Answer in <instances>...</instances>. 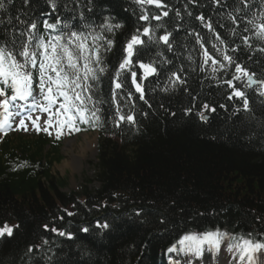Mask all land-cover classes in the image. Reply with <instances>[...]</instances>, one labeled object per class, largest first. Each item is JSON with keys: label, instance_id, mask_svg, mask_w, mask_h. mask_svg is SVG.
<instances>
[{"label": "trees", "instance_id": "trees-1", "mask_svg": "<svg viewBox=\"0 0 264 264\" xmlns=\"http://www.w3.org/2000/svg\"><path fill=\"white\" fill-rule=\"evenodd\" d=\"M51 2L56 4L55 11L73 17L82 14L89 22L107 14L123 24L109 37L115 47L103 57L106 71L93 94L99 102L98 115L108 118L107 123L113 124L116 113L114 93L122 98L126 90L121 79L123 88L115 89L116 63L124 43L137 30L142 32L147 25L156 28L157 40L171 32L172 58L168 46L150 51L145 44L136 58L163 64L167 57L165 70L184 76V83L174 92L166 82L170 74L165 79L146 80V102L140 104L136 115L138 133L130 129L116 132L119 144L112 141L113 134L104 124L82 127L102 128L98 189L84 187L79 195L61 194L58 190L65 182L52 175L49 162L43 163L42 139L36 149L31 147L34 143L21 149L27 163L19 169L14 149L2 153L0 225L15 221L18 226L11 237L0 239V264H157L163 249L187 230L231 226L264 232L262 98L253 91L245 93L249 102L245 111L242 99H227L228 89L225 96L215 76L212 81L197 73L200 67L193 38L201 31L197 26L210 22L215 33L237 41L231 48L243 47V37L251 36L250 30L244 31L250 29L247 21L258 13L261 0H247V8L243 0H161L169 7V15L157 21L151 19L156 15L152 12L145 24L139 23L137 11L130 10V0H29L27 4L5 0L6 7L0 10V44L13 45L19 31L40 13L48 12ZM198 16L205 18L204 23ZM179 26L183 33L177 40ZM203 33L215 37L207 27ZM252 45L254 52L248 50L253 54L244 55L240 50L237 55L243 57L245 69L264 79V43ZM88 106L91 108V103ZM202 109L210 114L206 123L196 116ZM105 223L109 228L98 226ZM52 228L65 230L71 239L54 237ZM84 228L88 231L82 233ZM42 238L51 243L39 251Z\"/></svg>", "mask_w": 264, "mask_h": 264}, {"label": "snow or ice", "instance_id": "snow-or-ice-1", "mask_svg": "<svg viewBox=\"0 0 264 264\" xmlns=\"http://www.w3.org/2000/svg\"><path fill=\"white\" fill-rule=\"evenodd\" d=\"M7 2L11 3L12 0H7ZM28 2L29 0H24L25 4ZM135 2L142 9L145 5H155L156 8L165 7L161 0H135ZM190 2H195V0H190ZM217 3H219V0H217ZM243 3L244 7L247 8V0H243ZM5 7V0H0V10L5 9ZM51 7L55 10L56 4L52 2ZM168 15L167 11L162 12V16L167 17ZM140 19L149 21L147 12L141 15ZM151 19L159 21L161 15L152 16ZM197 19L202 23L205 21L203 16H198ZM230 19L234 24L237 23L235 17L230 16ZM21 23L25 22L21 21ZM247 23L257 29L255 36L260 40H264V22L257 24L249 20ZM120 27V24L113 25L108 22L101 25V28L108 33H112L114 28L118 29ZM157 27H160V25H157ZM205 27L215 34L216 39L221 44H224L223 39L219 33H215L210 22L205 23ZM43 28L46 31L44 34H40L36 22L27 23L26 30L19 33L20 37H26V39L22 40L19 46H16L15 39L13 40L15 50L9 49L6 45L0 46V133L7 134L6 130L17 129L27 131L28 124L26 121H30L33 128L37 131H44L50 136L52 132L49 129L55 128V138L60 139L61 136L65 135V130H67L69 136L80 132L82 129L79 125L81 124H90L93 128L98 126L100 116L96 105L99 102L94 100L93 94L96 84L106 71L102 53L111 50L113 41L107 39L101 33L73 31L71 29L64 31V29H68V25L60 19H57L55 23H49L45 20ZM244 31L247 32L249 29L246 27ZM233 34H236L235 29H233ZM144 37H147V40L151 42H162L168 46L169 50L172 48L169 42L170 33L159 36L157 40L156 28L144 27L142 32L137 30V33L131 36L124 49L125 58L120 63L116 77L113 80L115 89L123 88L120 75L122 72L130 70L133 63L132 58L138 51L137 46L146 43ZM197 42L204 49L203 64L207 65L211 61V64L215 66L212 68L213 76L217 71L227 72L228 68L235 64V72L232 74V78L225 79L221 83L232 89L228 99L232 100L233 97L242 99L243 108L248 111V99L244 91L237 87L236 82L247 78L246 87H251L256 83L264 87V81L257 82L253 80L252 74H249L244 67L233 60L232 56L217 48L215 44L212 47L216 49V56H222V61L210 54L199 36H197ZM243 42L251 47L248 36L243 37ZM237 50L236 48L232 49V51ZM138 67L143 70L144 79L156 72V68L151 63L139 62ZM172 75L175 82L184 83L177 73ZM131 77L136 92L140 94V99L144 100L143 88L137 82V72L131 71ZM9 89L11 90L10 95ZM260 95H264V92H261ZM128 99H131L130 93ZM115 100L114 93L113 102ZM89 103L92 105L91 108L88 106ZM204 107L208 108L207 105ZM221 107L224 106L221 105ZM37 110L46 113L48 116L44 121L45 126L43 128L37 123L40 120L39 116L35 119L31 117V113ZM212 111H215V109H212ZM17 118H19V123L15 124ZM201 119H207V117L201 114ZM114 120L116 126L119 127L120 123L124 121L134 124L135 116L134 114H124L119 104H117ZM14 124L15 129L13 128ZM68 215L71 216L73 213L69 212ZM98 226L104 229L109 228L107 223ZM15 227L17 226H10L5 223L3 227H0V237L11 236ZM51 231L58 232L60 236L65 235L63 231H58L56 228H52ZM83 231L87 232L88 229L84 228ZM224 239L231 240L235 238L220 231L207 232L200 236L195 234L185 235L178 242L181 246L179 250L193 253L199 257L203 254V245L207 244L210 248L218 250L221 241ZM176 250L175 246L168 249L169 252ZM228 250L238 253L240 261L252 262L255 253L264 251V242L242 239L234 244H229ZM31 251L32 248H29V252Z\"/></svg>", "mask_w": 264, "mask_h": 264}, {"label": "rangeland", "instance_id": "rangeland-1", "mask_svg": "<svg viewBox=\"0 0 264 264\" xmlns=\"http://www.w3.org/2000/svg\"><path fill=\"white\" fill-rule=\"evenodd\" d=\"M42 131L34 130L31 127H28L27 131L17 130L10 133L11 136H17L15 134H21L26 138H33L38 136ZM84 137V136H82ZM82 137L78 136L76 138H67L66 141L61 145L60 156L61 159L59 162H56L52 167V175L58 179H65L66 187L65 191H75L81 185L82 177L91 179L93 177L94 164L96 163V135H87L86 140L92 142L89 149L86 150L85 154L82 153L80 146L83 145ZM76 141V144H71L69 141ZM95 143V144H94ZM95 145V149H94ZM71 150V152L69 151ZM73 157H80V171L71 172L69 169L62 168L63 162L67 161L69 163L70 159ZM259 254V252H258ZM256 255V257L258 256ZM261 264H264V259L261 261Z\"/></svg>", "mask_w": 264, "mask_h": 264}, {"label": "bare ground", "instance_id": "bare-ground-1", "mask_svg": "<svg viewBox=\"0 0 264 264\" xmlns=\"http://www.w3.org/2000/svg\"><path fill=\"white\" fill-rule=\"evenodd\" d=\"M51 3H50V5H51ZM198 28L201 30V32H206V27L204 26V24H202L201 27L197 26V29ZM197 31H199V30H197ZM208 36L212 39V43L215 44L217 46V48L222 49L223 44H221L219 40L213 38L210 34ZM226 43L228 44V40L226 41ZM215 52H216V49H215ZM69 142L73 145V143L71 141H69ZM90 147H92L90 142H87L86 139H83V145L80 146L82 153L85 154L86 150L89 149ZM69 151L71 152V150H69ZM79 163H80V157L71 158L69 163L67 161H64L63 165H62L63 171H64V169H69L72 173L78 172Z\"/></svg>", "mask_w": 264, "mask_h": 264}]
</instances>
